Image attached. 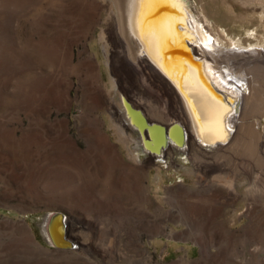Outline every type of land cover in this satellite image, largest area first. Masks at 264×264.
Instances as JSON below:
<instances>
[{"label": "rangeland", "instance_id": "1", "mask_svg": "<svg viewBox=\"0 0 264 264\" xmlns=\"http://www.w3.org/2000/svg\"><path fill=\"white\" fill-rule=\"evenodd\" d=\"M193 2L232 47L264 45V0ZM114 4L0 0V264H264V96L235 147L149 155L123 111L160 116L162 79L134 90ZM52 214L77 243L49 240Z\"/></svg>", "mask_w": 264, "mask_h": 264}, {"label": "bare ground", "instance_id": "2", "mask_svg": "<svg viewBox=\"0 0 264 264\" xmlns=\"http://www.w3.org/2000/svg\"><path fill=\"white\" fill-rule=\"evenodd\" d=\"M115 4L119 13L114 30H110L112 40L123 47L120 57L125 74L132 81L135 76L144 81H133L134 90L145 87V80L155 73L162 79V87L159 83L153 93L163 106L158 107L160 111L152 108L160 116L149 117L140 105L149 102L138 95L135 103L140 106L131 102L133 106L123 111L125 122L139 132L149 155L167 156L173 150L188 149L192 143V151L195 145L202 150V143L227 149L235 147L245 131L252 133L251 126L260 130L262 123L250 113L264 96V45L246 49L236 43L232 47L236 41H230L218 27H211L202 8L203 19L196 15L193 0H115ZM166 108L174 115H168ZM177 118L184 120V125ZM66 226L64 219L52 214L43 231L53 243H77Z\"/></svg>", "mask_w": 264, "mask_h": 264}, {"label": "water", "instance_id": "3", "mask_svg": "<svg viewBox=\"0 0 264 264\" xmlns=\"http://www.w3.org/2000/svg\"><path fill=\"white\" fill-rule=\"evenodd\" d=\"M148 126H150V127H151V126H153V125H149V124H148Z\"/></svg>", "mask_w": 264, "mask_h": 264}]
</instances>
